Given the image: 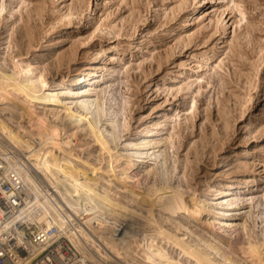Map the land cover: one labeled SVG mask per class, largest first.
Wrapping results in <instances>:
<instances>
[{"label":"rangeland","instance_id":"rangeland-1","mask_svg":"<svg viewBox=\"0 0 264 264\" xmlns=\"http://www.w3.org/2000/svg\"><path fill=\"white\" fill-rule=\"evenodd\" d=\"M65 35L66 43L45 52ZM101 47H112L107 68L115 72L103 71L89 95L115 138L65 96L63 122L46 115L70 142L71 154L56 150L62 162L93 189L108 190L120 205L112 209L138 230L156 224L184 241V252L159 242L178 264H264V0H0V66L9 72L31 64L46 83ZM10 107L0 109L2 119L38 137L31 115ZM82 123L87 135L77 132ZM150 129H158L149 140L162 156L136 165L130 144ZM233 150L238 156L225 163ZM231 181L239 189L226 198L221 186ZM178 194L191 210L172 217L167 201ZM225 199L238 202L218 205ZM197 200L205 214L192 212ZM221 209H228L225 224L211 226ZM102 248L111 261L92 254L103 264L131 262Z\"/></svg>","mask_w":264,"mask_h":264},{"label":"bare ground","instance_id":"bare-ground-1","mask_svg":"<svg viewBox=\"0 0 264 264\" xmlns=\"http://www.w3.org/2000/svg\"><path fill=\"white\" fill-rule=\"evenodd\" d=\"M224 32H226V29ZM69 39V35H65L61 40H52L45 47V52L47 54L53 52ZM111 51L112 47H101L88 63H85L84 65H75L68 75L57 77L46 83L41 75L38 77L36 76L35 67L31 64H20V66H17L16 73L9 72L0 66V109L9 108L10 105L14 108L19 105L24 113L31 115L32 119H34V122L32 123L33 131L38 132V137H33L39 139V145L38 148L33 147L24 136V134L26 135V132L23 133L21 128H19V131H16V125L11 118H8V120H10L14 126H9L8 123L2 119L1 114L0 136L19 149L47 180L58 185L70 182V180H79L81 184L80 188H82V190L85 188L84 201L86 200L87 203H89V206L93 211L90 213L86 224L92 233L85 234L84 232H87L88 230L82 232V236L84 237L83 240L86 239L87 244L90 247L87 252L84 251V244H82L79 237L72 239L73 244L80 253H83V255L84 253H87L92 261L94 260L96 261L95 263L103 264L102 260L97 258V255H94L95 253L92 254V251L98 252L102 259H109V261H111L112 259L109 255L103 253L104 251L102 250V247H106L110 249L112 253L116 254L118 258L127 261L129 259L131 261L129 264H137L139 261H142L143 264H178V262L170 258L166 247L177 245V247L184 252V241L179 240L167 230L156 224H152L154 226H152L153 230L151 231L146 229L143 231L138 230L134 224H131L128 221L127 217L112 209V207H120V205L110 197V192L108 190L100 191L93 189L84 180L83 175H76L75 171L71 167L65 165L62 162L61 157L56 153L57 149L61 150L64 147H67L63 152L71 154V147L69 146L70 142L63 140L62 128L50 121L46 115L49 113L54 119L63 122V117L58 106L59 104H64L65 96L71 99L70 104L77 107L82 113L95 118L98 128L106 135L107 139L111 141L114 140V133L100 125L99 103L95 98H91V95H89L90 89L105 79L102 75L103 71L107 72V76H110L112 72H115L112 68H107V57ZM47 104H50L51 106L48 111L39 112L36 110L38 108L44 109ZM259 109L260 112H264V103ZM110 113L113 112L111 111ZM152 113L153 111L150 116ZM251 120L253 121V119H250V121ZM111 123L114 125L116 121H112ZM114 127L117 130L118 127L116 125H114ZM77 132L85 133L87 135L88 127L85 123H82ZM77 132H72V135ZM157 134L158 129L147 130L146 134L141 137L140 142L130 144L132 147L130 148L128 155L130 157H135L136 165H138L141 158L154 157L159 159L160 156H162L159 154V151H155L154 147H151V141L149 140V138ZM118 138L120 139L121 136L118 135ZM43 148H46L47 151H42ZM237 152L238 150H233L229 153H225V163L232 158H236L238 156ZM41 156L44 157L41 158ZM25 175L29 184H36L29 172H26ZM27 175L32 177V183L27 179ZM76 176L79 177V179ZM236 184L237 183L234 181H231L229 184L221 186L225 188L223 196L228 198L235 194L239 189ZM75 201L78 202L79 198L76 197ZM167 202L166 210L169 211L172 217L189 214L191 210L189 204L183 196L179 194L178 196L171 197ZM237 202L238 200L236 199H225L218 203V205L231 208ZM203 204L204 201H195V203L192 204L194 206L192 212L196 214H205L206 205ZM123 209H125V207ZM227 215L228 209H221L219 213L212 218L211 226L216 227L225 224V217ZM231 223L233 225L235 224V222ZM139 235L145 236L146 241L133 246L131 244L132 241H135ZM159 242L165 243L166 247L159 245ZM188 254L190 253L188 252ZM117 264H123V262L117 261Z\"/></svg>","mask_w":264,"mask_h":264},{"label":"built area","instance_id":"built-area-1","mask_svg":"<svg viewBox=\"0 0 264 264\" xmlns=\"http://www.w3.org/2000/svg\"><path fill=\"white\" fill-rule=\"evenodd\" d=\"M26 139L38 148L39 139ZM26 172L35 185L26 180ZM91 212L82 188L47 180L0 136V264H101L90 261L72 242L79 237L89 251L81 235ZM145 241L141 235L134 246Z\"/></svg>","mask_w":264,"mask_h":264}]
</instances>
